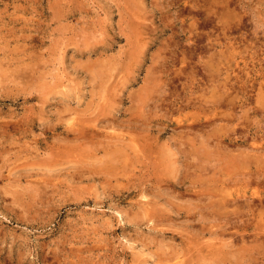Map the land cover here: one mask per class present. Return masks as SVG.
I'll use <instances>...</instances> for the list:
<instances>
[{"label":"clouds","instance_id":"9594fccd","mask_svg":"<svg viewBox=\"0 0 264 264\" xmlns=\"http://www.w3.org/2000/svg\"><path fill=\"white\" fill-rule=\"evenodd\" d=\"M0 264H264V0H0Z\"/></svg>","mask_w":264,"mask_h":264},{"label":"rangeland","instance_id":"374dc122","mask_svg":"<svg viewBox=\"0 0 264 264\" xmlns=\"http://www.w3.org/2000/svg\"><path fill=\"white\" fill-rule=\"evenodd\" d=\"M21 4H23V0H20ZM25 14H27V12H25ZM82 15V12L80 10H78L75 5H73L72 7L67 8L64 13H63V20L61 21L65 26H67L68 28H72L73 26L78 24V21L80 20V16ZM88 15H91V12H88ZM115 19V18H114ZM198 27H204L203 24L199 25ZM69 35H71V32H69ZM120 40V43L123 44L124 43V38L123 37H119L118 38ZM177 41H183L184 37L183 36H177L175 38ZM194 40H196V44L199 45L200 43V38L199 37H193ZM29 43L33 46L34 49H38L41 47H48L49 45V41L47 40H42L41 36L38 34L36 36H33L31 38V40L29 41ZM182 48L184 47L183 44L180 45ZM201 49H199L196 46H193V49H190L189 51H200ZM72 49L69 48L67 49V51L65 52V56L70 55L72 53ZM85 58H87V53L84 54ZM93 59H95V55H93L92 57ZM195 58V57H193ZM143 67L142 64H137L135 65V67L132 69L133 75L131 77H129L128 83H131L135 80V72L139 71L141 68ZM144 71L146 72L147 69L145 68ZM125 90H127V85ZM31 99H35V97L31 98Z\"/></svg>","mask_w":264,"mask_h":264}]
</instances>
